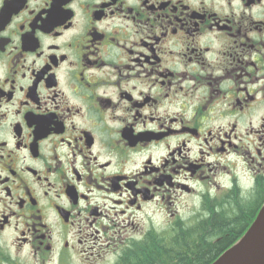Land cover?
<instances>
[{
  "label": "flooded vegetation",
  "instance_id": "af4514ba",
  "mask_svg": "<svg viewBox=\"0 0 264 264\" xmlns=\"http://www.w3.org/2000/svg\"><path fill=\"white\" fill-rule=\"evenodd\" d=\"M229 194L264 201V0H0V261L99 264Z\"/></svg>",
  "mask_w": 264,
  "mask_h": 264
},
{
  "label": "trees",
  "instance_id": "16d2710c",
  "mask_svg": "<svg viewBox=\"0 0 264 264\" xmlns=\"http://www.w3.org/2000/svg\"><path fill=\"white\" fill-rule=\"evenodd\" d=\"M263 202L229 194L214 211L190 223L146 233L113 264H211L244 234Z\"/></svg>",
  "mask_w": 264,
  "mask_h": 264
},
{
  "label": "water",
  "instance_id": "95a60500",
  "mask_svg": "<svg viewBox=\"0 0 264 264\" xmlns=\"http://www.w3.org/2000/svg\"><path fill=\"white\" fill-rule=\"evenodd\" d=\"M211 264H264V204L243 236Z\"/></svg>",
  "mask_w": 264,
  "mask_h": 264
},
{
  "label": "rangeland",
  "instance_id": "374dc122",
  "mask_svg": "<svg viewBox=\"0 0 264 264\" xmlns=\"http://www.w3.org/2000/svg\"><path fill=\"white\" fill-rule=\"evenodd\" d=\"M193 220V219H192ZM191 221V220H190ZM116 259V256L109 255L99 260V264H111ZM16 261L12 264H36L33 261H28L26 254H23L20 258L15 259ZM1 264H7L6 261L1 260Z\"/></svg>",
  "mask_w": 264,
  "mask_h": 264
}]
</instances>
